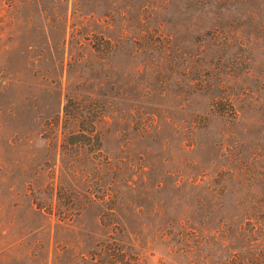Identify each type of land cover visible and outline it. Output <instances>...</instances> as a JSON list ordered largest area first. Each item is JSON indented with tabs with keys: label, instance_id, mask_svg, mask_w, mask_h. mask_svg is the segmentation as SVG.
Here are the masks:
<instances>
[{
	"label": "rangeland",
	"instance_id": "1",
	"mask_svg": "<svg viewBox=\"0 0 264 264\" xmlns=\"http://www.w3.org/2000/svg\"><path fill=\"white\" fill-rule=\"evenodd\" d=\"M191 210L264 213V0H0V264H188Z\"/></svg>",
	"mask_w": 264,
	"mask_h": 264
},
{
	"label": "trees",
	"instance_id": "2",
	"mask_svg": "<svg viewBox=\"0 0 264 264\" xmlns=\"http://www.w3.org/2000/svg\"><path fill=\"white\" fill-rule=\"evenodd\" d=\"M211 93L209 106L212 112L228 122L235 120V107L227 97L226 89L217 85L211 89ZM80 110H75L74 114L68 113L63 122L71 119L82 122ZM88 132L90 130L84 129L67 134L64 145L69 148L88 145L91 138L85 135ZM93 137L97 140L96 135ZM243 183H238V187L248 188L252 185L250 182ZM205 191L211 192L212 189L205 186ZM222 192L220 185L216 195ZM234 205L239 207L240 202L235 200ZM60 219L65 217L60 216ZM163 238L178 246L177 250L188 264H264V213L258 216L233 212L211 216L191 210L189 216H184L175 227L167 223L160 234V239Z\"/></svg>",
	"mask_w": 264,
	"mask_h": 264
}]
</instances>
